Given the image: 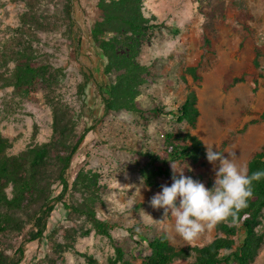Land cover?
I'll return each instance as SVG.
<instances>
[{
	"label": "rangeland",
	"instance_id": "374dc122",
	"mask_svg": "<svg viewBox=\"0 0 264 264\" xmlns=\"http://www.w3.org/2000/svg\"><path fill=\"white\" fill-rule=\"evenodd\" d=\"M102 1L109 0H73L71 17L80 35L79 46L73 34L75 25H67L66 0H41L37 15L42 25L29 36L38 51L37 61L62 72L55 97L79 114L86 112L78 120V129L85 126L83 120L95 125L78 150L71 177L79 173L85 185L98 190V219L117 227L111 231L112 240L94 232L78 237L75 251L92 256L98 264H107L117 245L126 259L139 264L141 255L147 254V243L140 241L139 235L152 240L160 233H166L177 249L203 247L217 236L215 226L197 239L185 241L171 231L172 218L163 221V209L150 206L152 196L161 189L144 185L140 175L142 152H159L166 132L189 130L204 148L214 144L218 151L233 152L234 162L247 171L251 158L264 149V121L260 119L264 113V0H142V17L158 27L149 40L142 41L136 57L140 65L151 66L155 72L140 88L137 103L141 114L104 110L102 98L108 96L105 86L114 77L106 74L102 55L89 37L90 26L100 18L97 5ZM26 11L25 0H0V133L8 140L7 153L12 156L46 143L51 135L52 112L44 89L38 86L22 94L6 85L15 63L3 64L1 53L5 44L18 40ZM175 30L179 32L176 35ZM257 50L261 56L256 62ZM190 67H197V81L186 73ZM87 76L89 83L83 95L80 85ZM240 77L241 83L228 87ZM187 88L194 89L197 95L199 118L194 130L168 114L175 113L182 104ZM84 103L88 107H83ZM156 106L164 109L158 118H153L149 109ZM222 143H226L225 147ZM227 152L222 154L226 158ZM205 162L211 188L215 173L214 165L206 159V148ZM159 182L168 186L172 183ZM12 190L11 185L7 190L9 198ZM74 225L90 227L83 220L67 221L66 211L58 205L49 232L56 229L55 239L64 242L63 228ZM24 238L26 235L7 242L10 247L6 252L11 255ZM47 252L45 243L30 245L24 264L35 255L43 259L42 254ZM180 263L184 262H177ZM39 264H45L44 260ZM57 264L87 262L67 251ZM253 264H264V245Z\"/></svg>",
	"mask_w": 264,
	"mask_h": 264
},
{
	"label": "trees",
	"instance_id": "16d2710c",
	"mask_svg": "<svg viewBox=\"0 0 264 264\" xmlns=\"http://www.w3.org/2000/svg\"><path fill=\"white\" fill-rule=\"evenodd\" d=\"M27 11L22 18V27L18 31V40L3 46L1 60L3 64L15 63L11 75L6 80L7 86H13L22 94H27L38 86L45 91V101L51 108L52 123L49 141L16 156L8 155L10 148L7 139L0 133V264H24L27 248L36 243H45L48 252L43 259L34 256L28 264H57L67 251H73L87 264H98L97 260L85 253L75 251L78 237L95 235L112 240L111 231L116 226L98 219L95 204L98 195L95 188L85 185L83 177L76 173L71 177V166L82 143L94 131V123L82 130L78 129V120L86 112L79 114L69 104L55 97V91L61 80V70L37 61L38 53L32 47L31 33L41 27L37 15L41 0H25ZM142 0H109L97 5L100 18L89 28L90 41L97 45L106 74L113 75L112 82L105 86L108 96L102 98L104 110H126L143 113L137 98L140 88L145 85L155 72L154 68L142 66L136 61L142 41L149 40L152 31L158 27L148 24L141 15ZM73 0H66L65 14L68 26H74L71 17ZM76 28V25H75ZM178 30L173 32L178 34ZM77 46L80 35L74 30ZM259 50L255 61L260 58ZM257 62V61H256ZM193 81H197V67L186 69ZM80 85L81 94L89 83L88 76ZM184 81L185 77H182ZM243 78H234L228 87L241 83ZM101 90V88H99ZM85 104V103H84ZM83 107H88L86 104ZM163 107L149 109L153 118H158ZM90 114V112H89ZM178 123H184L194 130L199 118L197 95L194 89L187 88L182 104L176 112H168ZM264 121V113L260 115ZM146 121V118H145ZM256 123L252 121V123ZM97 123V122H96ZM253 123V124H254ZM225 147L226 143H222ZM144 163L140 175L144 185L155 190L161 189L160 180L172 182L173 166H186L184 175L210 187L207 177L205 148L199 138L189 130L184 132H166L163 134L161 150L142 152ZM247 175H261L252 180L253 195L248 207L239 210L233 217L215 225L217 236L203 247L177 249L170 242L166 233H160L152 240L139 235L140 241L147 243V254L141 255L139 264H253L264 245V149L256 153L247 164ZM13 186L11 197L7 190ZM79 195V198H76ZM61 205L66 211V220H83L90 227H64V242L55 239L57 230L49 232L51 217L55 208ZM131 233V230H126ZM26 238L10 255L6 252L12 239ZM7 245H6V244ZM139 243V242H138ZM107 264H132L126 259L121 247L114 246V256L107 259Z\"/></svg>",
	"mask_w": 264,
	"mask_h": 264
},
{
	"label": "clouds",
	"instance_id": "9594fccd",
	"mask_svg": "<svg viewBox=\"0 0 264 264\" xmlns=\"http://www.w3.org/2000/svg\"><path fill=\"white\" fill-rule=\"evenodd\" d=\"M214 144L205 145L206 159L214 165V182L211 188L202 182L184 175L186 166H173L170 186L161 185V190L154 194L150 206L163 209V221L172 218L171 231L176 236L192 241L197 239L207 228L233 217L239 210L248 207L253 195V176L234 162L233 152L218 151ZM228 153V157L222 154ZM218 162V164H217Z\"/></svg>",
	"mask_w": 264,
	"mask_h": 264
}]
</instances>
